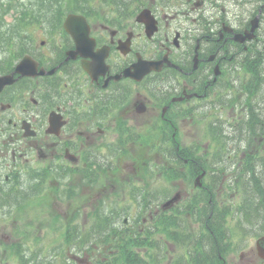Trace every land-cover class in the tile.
Returning a JSON list of instances; mask_svg holds the SVG:
<instances>
[{"label": "flooded vegetation", "instance_id": "af4514ba", "mask_svg": "<svg viewBox=\"0 0 264 264\" xmlns=\"http://www.w3.org/2000/svg\"><path fill=\"white\" fill-rule=\"evenodd\" d=\"M94 1L105 9L91 2V8L82 13L87 23L76 26V35L67 31V16L29 18V40L23 52L33 59L29 70L37 64L46 72L42 76L15 73L13 62L24 44L9 39L15 33L2 35L5 45L0 44V76L12 75L16 82L0 90V216L13 211L3 206L22 189H29V178L58 185L60 181L71 184V179H86L83 170L95 176L96 170L120 167L130 159L129 148L139 147L144 136L181 138L185 124L194 120L204 122L202 145L186 146L181 139L176 146L162 141L166 151L173 154L172 164L180 166L181 181L186 180L183 176L190 162L178 161L176 153L186 150L192 156L193 151H200L205 168L202 172L206 173L201 180L205 199L212 183L209 167L221 164L212 161L211 151L223 148L225 141L230 150L239 147L250 152L253 165H263L264 148L259 150V146L264 147V123L256 121L264 119V99L254 96L256 112L251 113L247 102L250 95L242 90L240 79L248 54L264 53V4L242 15L240 0ZM146 9L155 20L149 16L139 19ZM256 17L259 28L254 38L242 41L245 36L250 38L249 31L257 26L253 24ZM239 35L243 37L238 39ZM126 45L130 50L126 51ZM100 52L106 58L99 66L95 57ZM140 59L163 63L160 71L142 80L127 76L126 70ZM242 98L244 103H240ZM233 107L241 110L226 116L224 111ZM241 127H249L248 132ZM257 129L259 136L254 132ZM235 137L233 144L231 138ZM154 147L161 149V145ZM242 166L238 160L234 172H222V178L215 181L214 197L232 200L235 205L239 202ZM189 185L192 192L183 194V186L171 197L179 191L180 200L192 198L195 189L191 180ZM24 197L30 204L39 203L38 196ZM261 210L256 216L262 215ZM171 211L176 216V211ZM128 227L125 224L123 228ZM123 244H132V249L137 247L141 253L146 248L144 240L138 245L129 241ZM171 246L176 248L174 242ZM168 248L165 246L160 256L176 261ZM257 256L264 262L258 252ZM185 257L187 262L192 260ZM240 258H245L244 254ZM245 259L255 262L251 255Z\"/></svg>", "mask_w": 264, "mask_h": 264}, {"label": "rangeland", "instance_id": "374dc122", "mask_svg": "<svg viewBox=\"0 0 264 264\" xmlns=\"http://www.w3.org/2000/svg\"><path fill=\"white\" fill-rule=\"evenodd\" d=\"M25 1L26 0H0V12L2 13V20L5 24L8 25L10 18L17 15L20 11L19 4L25 3ZM92 2L95 3L94 0ZM96 5L105 9V6ZM6 16L9 17L7 20L5 19ZM40 35L41 34L37 37H40ZM1 55H3V53H1ZM235 90L239 93V87H236ZM242 101H245V99L242 98ZM240 110L241 107H237V109H234L233 107L226 109L224 113L226 116H231L238 113ZM185 125L186 126L182 129V143L186 146L191 144L202 145L204 122L195 120L193 124L186 123ZM160 139L161 137L156 139L155 137L144 136L143 143L139 147L135 146L134 150L129 148L128 151H130L131 158L126 160V162H123L120 167H112L110 171H108L107 168L105 171H102L101 169L96 170L97 173L95 177L87 179L88 182H92V184H89L90 187L82 188L81 185H86V182L83 179L79 180V177L78 181L71 179V184L70 181H60V184L58 185L56 183H48L43 192V194L45 192H50L53 190V187L61 186L62 184H70V186H62L58 189H72L74 192L76 191V200L65 199L57 202L54 198L55 193L50 192L45 195H50L51 197V200L49 199L47 202L45 212L43 211L44 208L42 206L44 202L39 201V203L34 202L31 205L29 204L25 210L23 209L24 211L22 213L19 212V214H11L9 218L6 214H3V217L0 218V242L2 243L0 246V264H20V262L17 261V258L11 256L13 244H22V246L23 244H26L27 246L29 245V248L31 249L44 247L49 248L52 245V242H50L52 239L55 240L57 237L61 238V235L57 233V229L61 228L66 221H74L83 225L91 222L92 218L98 216L99 212H101L103 217H107L105 215L110 214L108 206L113 208L115 211L125 208H127L129 213L136 211L135 218L138 217L137 203L136 200L134 201V197L137 192L136 190L139 187H146L150 191L152 187L155 189L158 187L170 189L175 186L177 189L185 186V188L180 192L183 194L192 192V190L187 188V185H189L190 180L193 185L195 178L189 176L188 180H178L177 182L171 184L168 180H164L162 177L157 176L149 170L163 161L161 156L162 152L156 151V148L155 150L153 149L154 145H161L162 141L155 144ZM132 156L135 157L132 158ZM146 170L148 171V174L146 173ZM189 186L191 187V185ZM23 191L24 189H22L20 195L11 199V204L6 208H12L14 205L23 204ZM157 196L158 194L156 193L154 197ZM186 199L189 200V198ZM223 199L220 198L218 200V204H223L225 201L228 204L229 199ZM25 204L26 203H24L22 207ZM17 211H19V209ZM240 225H242L240 217L235 216L230 218V227L234 226V229H237ZM51 227H55V229L52 231ZM254 228L255 227L252 226L248 227L244 232H239L240 234L238 236L233 235L227 239V244L235 247L236 249L233 250L231 247L229 252L226 251V253L228 252L224 257L226 259V264H264V262H260V259H258L256 251V239L263 232H255ZM243 234H245V236L241 237ZM233 237L234 239H232ZM123 243H125L124 240L122 241L112 236L106 244L100 245V249L101 251L110 254L116 252L117 247ZM56 246L58 245H55L54 247ZM146 248L142 253L146 252ZM136 249L140 252L137 247ZM175 249L178 254L183 253V250L178 247L175 248V246H171L170 248L169 246L168 248L172 254ZM50 251L53 252L52 250ZM241 254H244L245 258L248 255H251L254 257L255 262L245 258L241 259ZM142 256L143 255L139 256L138 260H141ZM81 257H84V255ZM123 261L130 263V260L124 259ZM172 261V258L166 259L167 264Z\"/></svg>", "mask_w": 264, "mask_h": 264}, {"label": "trees", "instance_id": "16d2710c", "mask_svg": "<svg viewBox=\"0 0 264 264\" xmlns=\"http://www.w3.org/2000/svg\"><path fill=\"white\" fill-rule=\"evenodd\" d=\"M38 1H44V0H38ZM264 1V0H263ZM51 7V6H50ZM21 11L17 17L18 21V29L17 31H20L22 27L29 25V16H32V14H29V7L26 4H20ZM51 9L57 10L54 7H51ZM73 6L66 5L64 7L59 8V12L64 10L65 11H72L75 10ZM59 15V14H58ZM23 48H20L18 51L17 57L21 56L23 52ZM264 64V53L261 51L254 53V54H248L247 56V62L245 64V68L251 73L252 75V81H264V78L262 76V73H264V70L262 68ZM263 85L258 84L252 86L250 88L251 94L255 95L258 93V89L260 90ZM256 112L255 109H252L250 111ZM249 123V122H248ZM259 125L261 123H264V119L258 118L256 121ZM250 124V123H249ZM213 128H217L216 126H212ZM249 127L244 128L241 127V131L248 132ZM260 130L254 131L256 134ZM240 138H243L241 136ZM230 140V139H229ZM239 141H243L239 139ZM231 143H236V137L231 138ZM232 144V145H233ZM177 145V144H176ZM241 147V144H240ZM239 148V147H238ZM235 148L233 150H230V148L227 145V141L224 142V147H217L216 150H214L213 160L221 162L220 165H211L209 167V175L212 178V184H209V200H208V208L206 210L205 204L202 205L203 199L199 198L194 201H191L193 204H190L185 206L186 213L194 220H191L193 222H200L201 226L198 231L196 230H189L187 227V222L184 221H175L171 216H161L164 221L161 222V225L164 227L166 233L168 235H171L174 237V234H171V231H178L179 235V241L182 242H190L191 243V252L194 258H197V260L194 262V264H217L216 261L219 257V253L224 255L225 253V247L223 246L224 241L226 239H229L233 235L238 234L239 232H236V230L232 227H227V220L230 218L229 213L232 212L230 210V207H218V204L216 202V197H214V194H216L214 190L215 181H219V179L222 178V172H228L232 171L234 172V163L230 165L232 161H234L241 153H244V149H238ZM229 150V151H228ZM247 152V151H246ZM196 152H192V156L188 154V151L186 150H179L177 155V160H188L190 162L189 166V173L191 175H197L201 173L205 168H202V158L197 157L195 155ZM250 152H247V160L244 159L242 161V168H240L241 173H243L241 177V193L242 196L239 199V202L237 203V206L241 207V209H245V218L248 222H251L252 218H255V215L259 214V212H262L261 209H264V205L257 206V203L264 202V198H260L264 194V156L261 158L263 159V165L255 166L253 165V160L249 158ZM249 154V155H248ZM162 174H164L166 177H174L175 174L173 173V170H170L168 167H162L161 168ZM180 176V175H179ZM235 184L232 185V188H234ZM201 199V200H200ZM205 202V201H204ZM147 205H149L150 201H146ZM179 218V217H178ZM111 219L109 217H103L101 215H98L94 217L91 220V224L97 225V226H103V230H100L97 236L92 235V233H86L87 231L81 230V232L78 234L75 231V225H68L66 227V230L63 235V239L65 242L71 241L73 243L76 241L77 249L79 251H85L90 250L89 246H87V241H93V240H105L106 233H110L112 230L111 228H107L106 226H110L113 223L110 222ZM187 224V225H186ZM153 233H151L152 236ZM209 243V256L211 258L210 262L203 263L201 261L203 256V245L205 243ZM66 246L62 247L60 250L55 251L54 257L56 259H52V256H47L48 251L45 253L44 248H35V250H30L29 248V264H69V261L67 260V256L65 255ZM27 252V249H25ZM21 253V252H20ZM59 257V258H58ZM127 260H131L130 252L126 255ZM19 261L21 263V260L19 258ZM21 264H28L25 262H22Z\"/></svg>", "mask_w": 264, "mask_h": 264}, {"label": "water", "instance_id": "95a60500", "mask_svg": "<svg viewBox=\"0 0 264 264\" xmlns=\"http://www.w3.org/2000/svg\"><path fill=\"white\" fill-rule=\"evenodd\" d=\"M143 16H148V11H144L139 19L143 18ZM84 18L81 16L77 15H69L66 21V28L67 30L73 34L76 35V26L80 24H84ZM126 51L128 46L126 45ZM106 58V55H104L102 52H100L95 59H97V62H99V66L104 64V60ZM29 57H25L22 62L17 66L16 72L20 73L22 76H29L33 75L36 76L38 74L43 75L45 72L41 71L40 73L37 72L35 68L33 70H29ZM162 62H154V61H143L140 60L138 63H136L133 67L130 69L126 70V75L134 77L138 80L142 79L145 75L150 73L152 70H157L158 65L161 64ZM88 71L93 72V69L91 67L87 68ZM52 73V72H51ZM15 80H13L12 77L6 76V77H1L0 78V83H1V89H3L6 85L14 83ZM173 201H170L167 205L171 204ZM264 240V239H263ZM264 242V241H263ZM261 244L259 243V246ZM261 255L264 257V249H260Z\"/></svg>", "mask_w": 264, "mask_h": 264}]
</instances>
